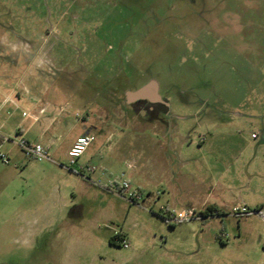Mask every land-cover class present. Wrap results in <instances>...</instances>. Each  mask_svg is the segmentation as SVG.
<instances>
[{"label": "rangeland", "instance_id": "1", "mask_svg": "<svg viewBox=\"0 0 264 264\" xmlns=\"http://www.w3.org/2000/svg\"><path fill=\"white\" fill-rule=\"evenodd\" d=\"M153 81L187 140L182 173L209 178L228 202L264 207V0H0V105L15 100L0 109L9 159H0V264H264L258 216L171 225L162 198L121 201L130 215L120 206L105 222V202L78 196L73 205L74 190L44 175L47 164L63 181L70 171L16 145L33 123L31 97L48 104L46 116L64 115L72 140L99 118V104H115L122 119L128 93ZM42 124L24 138L36 143ZM64 135L50 152L58 163ZM60 194L63 213L52 202ZM121 231L128 249L109 242Z\"/></svg>", "mask_w": 264, "mask_h": 264}, {"label": "crops", "instance_id": "2", "mask_svg": "<svg viewBox=\"0 0 264 264\" xmlns=\"http://www.w3.org/2000/svg\"><path fill=\"white\" fill-rule=\"evenodd\" d=\"M137 91L132 90L131 94ZM155 96L158 101H152L149 97L129 101L127 96V108L122 109L124 116L122 119L114 112L117 107L115 104L108 106L104 105V102L99 104L97 107L99 118L90 122L91 127L85 133L72 140H68L67 137L73 126L65 121L64 115L52 112L50 109L47 115L50 112L52 115L46 116V111L49 110L48 104L41 106L35 98L31 97L30 99L35 102L34 114L41 108L45 109V113L38 121L33 119L30 126H21L19 134L28 139L33 125L41 121L42 130L35 142L47 146L51 154H55L56 146L59 144L55 139L58 138V131H63L64 151L58 156L62 164L69 161L68 152L79 138L87 134L95 137L94 142L77 160L76 165L69 170L70 174L64 181L57 175L59 171L49 164L46 166L47 173L44 175H54V179H59L60 183L74 190L70 199L73 205L80 206L77 201L78 196H81L82 200L94 197L105 202V207L100 209V214L107 217L105 222H109L111 218L120 214V206L126 209L127 216L130 215L131 208L127 209L126 205L120 204L125 198L106 189L107 183L115 179L114 176H120L126 171V164L130 161L135 162L136 168L127 172V178L132 187L140 189L143 193V203L148 202L153 207L158 200L165 198L167 203L161 207L197 210L211 208L225 216H231L232 210L242 204L228 202L224 197V190L220 189L218 193L214 182H211L209 178L195 175L191 178L188 174L182 173V167L181 170L179 169V164L181 166L185 164L183 149L187 140L179 138L178 127L172 120L174 118L172 104L161 97L158 85ZM9 99L15 102L13 95H9L0 105V109ZM146 103L150 105V108L159 103L158 111L154 115L150 114L145 108ZM104 107L108 109L107 118L101 115L103 112L101 109ZM101 127L107 132V136L102 139L96 136L101 131ZM89 167L95 168V171L88 172ZM52 202H55V205L63 202L62 213L67 209L66 199L61 194ZM245 205L250 208L264 209L263 205L261 207L256 204L252 207L249 204ZM83 214V211L79 214L80 221ZM119 234L127 239L126 232L121 231Z\"/></svg>", "mask_w": 264, "mask_h": 264}, {"label": "built area", "instance_id": "3", "mask_svg": "<svg viewBox=\"0 0 264 264\" xmlns=\"http://www.w3.org/2000/svg\"><path fill=\"white\" fill-rule=\"evenodd\" d=\"M44 113L45 109L41 108L38 113L33 115V119L35 121H38L40 116ZM23 116L29 117V114L23 113ZM58 140L59 138L56 139V141ZM94 140L95 137L90 134L79 138L76 141L75 145L68 152L69 163L62 164L58 163L52 158L50 150L47 146L41 143H32L25 139L22 135H19L17 139H15L16 145L21 149L22 153L28 160L51 162L59 165L61 168L67 171L71 170L73 166L76 165L77 160L86 152V150L94 142ZM0 159L4 164L9 163L7 155L0 154ZM135 168V162H127L126 171L123 172L118 179H112L107 183V191L122 195L125 200H127L131 204H139L140 201L143 200V193L140 189L132 187L131 182L126 178L127 172L134 170ZM87 171L93 173L95 171V168L89 167ZM83 177L86 178L85 175H83ZM160 214L163 216L164 221L171 225L188 221H205L208 219L224 217L220 212L215 210H213L212 212H208L207 210H197L194 208H184L180 211H176L174 208L172 209L162 207L160 209ZM231 216L237 219L247 218L250 216H258L264 222V209H250L247 205L242 204L232 210ZM121 244L125 249H128L130 247L125 240H123Z\"/></svg>", "mask_w": 264, "mask_h": 264}, {"label": "water", "instance_id": "4", "mask_svg": "<svg viewBox=\"0 0 264 264\" xmlns=\"http://www.w3.org/2000/svg\"><path fill=\"white\" fill-rule=\"evenodd\" d=\"M157 89V83L151 82L150 84L146 85L145 87L139 89L135 93H128L129 101H133L140 98L149 97L152 101H158V98L155 96V91Z\"/></svg>", "mask_w": 264, "mask_h": 264}, {"label": "trees", "instance_id": "5", "mask_svg": "<svg viewBox=\"0 0 264 264\" xmlns=\"http://www.w3.org/2000/svg\"><path fill=\"white\" fill-rule=\"evenodd\" d=\"M206 210H207L208 212H212V211H213L211 208H207ZM219 215H220V214H219ZM222 215H223V214H222ZM223 216H225V215H223ZM123 238H124V236H123L122 234H119V233H118L117 235L111 237L109 242H110L111 245H118V244H117V241L120 242V241L123 240Z\"/></svg>", "mask_w": 264, "mask_h": 264}, {"label": "flooded vegetation", "instance_id": "6", "mask_svg": "<svg viewBox=\"0 0 264 264\" xmlns=\"http://www.w3.org/2000/svg\"><path fill=\"white\" fill-rule=\"evenodd\" d=\"M159 106H160V104L157 103V104L151 106V108H150V105H148L147 103L145 104V108H146L147 111H148L150 114H152V115H154V114L158 111Z\"/></svg>", "mask_w": 264, "mask_h": 264}]
</instances>
